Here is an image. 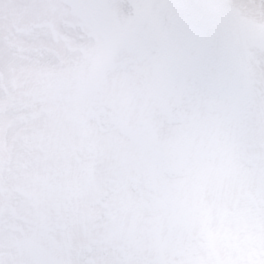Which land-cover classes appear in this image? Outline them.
I'll return each mask as SVG.
<instances>
[{
    "label": "snow or ice",
    "instance_id": "1",
    "mask_svg": "<svg viewBox=\"0 0 264 264\" xmlns=\"http://www.w3.org/2000/svg\"><path fill=\"white\" fill-rule=\"evenodd\" d=\"M0 52V264H264V0H14Z\"/></svg>",
    "mask_w": 264,
    "mask_h": 264
},
{
    "label": "rangeland",
    "instance_id": "2",
    "mask_svg": "<svg viewBox=\"0 0 264 264\" xmlns=\"http://www.w3.org/2000/svg\"><path fill=\"white\" fill-rule=\"evenodd\" d=\"M14 0H0V17L5 13H10ZM0 61H2V52H0Z\"/></svg>",
    "mask_w": 264,
    "mask_h": 264
}]
</instances>
